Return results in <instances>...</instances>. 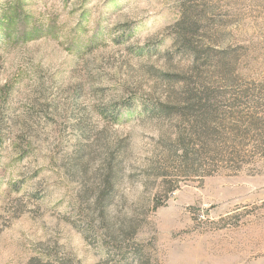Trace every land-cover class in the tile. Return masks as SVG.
Listing matches in <instances>:
<instances>
[{
	"label": "rangeland",
	"instance_id": "1",
	"mask_svg": "<svg viewBox=\"0 0 264 264\" xmlns=\"http://www.w3.org/2000/svg\"><path fill=\"white\" fill-rule=\"evenodd\" d=\"M252 107L264 0H0V264H264Z\"/></svg>",
	"mask_w": 264,
	"mask_h": 264
},
{
	"label": "trees",
	"instance_id": "2",
	"mask_svg": "<svg viewBox=\"0 0 264 264\" xmlns=\"http://www.w3.org/2000/svg\"><path fill=\"white\" fill-rule=\"evenodd\" d=\"M185 20V19H184ZM183 20V21H184ZM183 22H181L178 26H181ZM180 40L185 44V47L189 50H192L194 54H198L199 50L197 47H194L192 42L193 35L185 30V32L179 35ZM183 44V45H184ZM196 56V55H195ZM176 109H173L169 105H161L162 112L166 114H180L181 116L189 115L191 119H189V124L191 128V135L194 137L202 138L203 135L195 133L197 127L207 128V124L213 122V115L218 111L217 108L212 103V99H189L187 102L181 104L180 106H176ZM254 107L248 110V113L245 115L247 119L249 127H252L251 130L255 129V125L260 124L264 121V118L259 117V113L253 110ZM187 116V117H189ZM257 138V142L261 143L260 147H255L253 151H251L254 155H261L264 158V134H257L254 136ZM182 139H180L181 141ZM184 143V141H181ZM186 146V145H185ZM188 147L186 146L183 150L184 156L188 157ZM38 261V263L36 262ZM29 264H71V263H58L57 261H39V259H33Z\"/></svg>",
	"mask_w": 264,
	"mask_h": 264
}]
</instances>
